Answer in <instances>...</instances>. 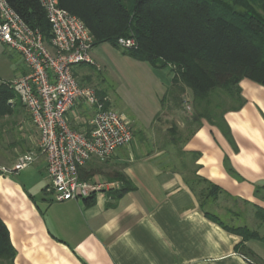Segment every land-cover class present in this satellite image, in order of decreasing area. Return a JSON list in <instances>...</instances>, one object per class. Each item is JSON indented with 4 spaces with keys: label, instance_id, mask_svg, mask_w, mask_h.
Wrapping results in <instances>:
<instances>
[{
    "label": "crops",
    "instance_id": "crops-1",
    "mask_svg": "<svg viewBox=\"0 0 264 264\" xmlns=\"http://www.w3.org/2000/svg\"><path fill=\"white\" fill-rule=\"evenodd\" d=\"M98 49L92 52L96 57ZM89 66L73 68L83 86L80 74ZM165 71L168 79L160 82V105L150 124L154 149L144 147L143 137L111 158L114 170L123 172L135 190L99 195L89 203L56 202L40 155L26 172L0 173V219L14 249L13 264H254L237 249L240 236L206 217L199 195L204 187L218 188L229 212L264 211V86L248 78L239 82L242 106L225 113L223 128L205 120L182 124L175 120L179 108L162 103L172 82L170 70ZM25 74L21 55L0 43V83ZM93 115L79 103L68 117L74 130L90 132ZM168 123L172 138L162 140L156 131ZM35 133L31 147L38 146ZM244 245L264 264V242Z\"/></svg>",
    "mask_w": 264,
    "mask_h": 264
},
{
    "label": "trees",
    "instance_id": "trees-1",
    "mask_svg": "<svg viewBox=\"0 0 264 264\" xmlns=\"http://www.w3.org/2000/svg\"><path fill=\"white\" fill-rule=\"evenodd\" d=\"M7 1L32 29L42 33L45 42H50L51 26L39 0ZM256 1L261 0H59L61 8L86 24L94 47L110 44L154 69L170 70L172 82L163 105L171 98L180 108L183 95L191 91L194 114L190 124L200 125L205 120L221 128L225 113L242 106L238 89L242 79L264 86V14L256 10ZM120 39H133L136 47L123 49ZM18 98L10 83H0V119L15 114L18 104L12 103ZM228 99L238 107H228ZM93 161L80 169L82 180L104 175L121 183L119 191L110 192V197L135 190L123 172H105ZM215 190L220 193L218 188ZM257 210L264 217V211ZM205 215L240 236L243 243L237 249L254 264H260L244 243L264 242V237L246 228L233 231L212 215ZM14 257L9 234L0 219V264H13Z\"/></svg>",
    "mask_w": 264,
    "mask_h": 264
},
{
    "label": "built area",
    "instance_id": "built-area-1",
    "mask_svg": "<svg viewBox=\"0 0 264 264\" xmlns=\"http://www.w3.org/2000/svg\"><path fill=\"white\" fill-rule=\"evenodd\" d=\"M39 3L51 26L49 43L7 0H0V43L20 54L27 69V74L10 83L11 88L39 134V154L46 160L54 200L80 201L106 195L119 189V183L82 180L80 169L92 160H109L119 149L129 147L134 141L132 122L108 109L106 99L99 98L74 76L75 66L98 67L92 57L94 38L86 24L61 8L59 0ZM119 45L131 49L136 42L120 39ZM79 103L93 110L90 132L71 127L68 115ZM37 157L35 152L22 154L12 167L0 171L17 175L33 165Z\"/></svg>",
    "mask_w": 264,
    "mask_h": 264
},
{
    "label": "rangeland",
    "instance_id": "rangeland-1",
    "mask_svg": "<svg viewBox=\"0 0 264 264\" xmlns=\"http://www.w3.org/2000/svg\"><path fill=\"white\" fill-rule=\"evenodd\" d=\"M255 3L256 10L264 14V0ZM97 49L96 53L99 56L96 57L92 53V57L100 67L98 65V67H86V71L80 74L82 81L86 87L93 89L99 98L106 99L108 109L124 115L132 122L133 131L136 133L134 140L136 144L137 142L140 143L144 137V147L148 150L154 149L155 144L152 139L150 124L156 109L160 105L159 96L162 92L160 82H165L168 79L167 72L155 70L148 63L136 61L122 54L110 44H103ZM235 93L237 98L238 94L236 91ZM167 100L164 104L166 109L175 106L171 98ZM183 100L184 104L179 108V114L175 118L182 124L190 122L194 114L191 91H187L183 95ZM16 103L18 107L15 110L18 114L0 119V165H4L3 167L12 165L13 161L22 154L35 152L37 156L40 155L38 146L31 147L28 142L31 137L36 136L32 120L20 98L12 104ZM227 104L228 107L231 106L232 101L228 99ZM161 118L165 119L163 116ZM24 123L25 127L21 129L20 127ZM75 126L79 127V125ZM163 127L166 128L165 133ZM170 127L172 126L169 123L160 126L156 134L162 140H170L172 135L168 133L169 129H167ZM188 127L185 128V130L187 129L186 133L189 131ZM176 135L178 136V134ZM111 158L106 161L95 160L92 163L105 172H113L115 168ZM104 178L105 181L111 182L106 177ZM200 192L202 193L199 195L200 205L208 214L218 219L223 226L233 231L246 228L264 237V217L256 208L249 212L246 210L245 213L229 212L230 205L220 197V193L207 187H204Z\"/></svg>",
    "mask_w": 264,
    "mask_h": 264
}]
</instances>
